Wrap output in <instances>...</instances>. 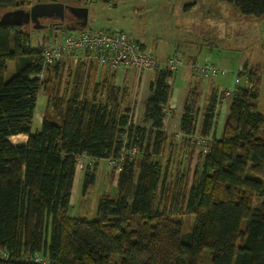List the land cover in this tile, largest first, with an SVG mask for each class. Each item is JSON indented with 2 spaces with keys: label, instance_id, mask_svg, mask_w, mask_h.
<instances>
[{
  "label": "trees",
  "instance_id": "trees-1",
  "mask_svg": "<svg viewBox=\"0 0 264 264\" xmlns=\"http://www.w3.org/2000/svg\"><path fill=\"white\" fill-rule=\"evenodd\" d=\"M219 1L233 3L244 15H264V0ZM26 2L34 0H0V14L28 8ZM13 59L16 71L5 80L6 61ZM65 63L44 66L26 29L0 24V254L8 255L0 264H112L114 257L117 264H202L206 251L211 264H264V200L254 205L255 198L264 199L259 71L243 64L245 71L238 73L243 83L233 88L222 134L212 139L186 188L178 173L166 182L160 160L173 72H158L149 85L144 123L134 125L118 88L97 102L80 99L76 71L63 79ZM37 73L42 77L32 76ZM40 88L48 93L47 111H52L32 131ZM196 108L192 90L181 118L188 135ZM211 109L209 104L203 116L204 136L212 126ZM18 134L27 135L24 143L11 142ZM123 134L125 145L137 144L140 153L126 156L119 172L111 170V177L117 173L116 198L102 196L93 220L69 215L77 155L95 157L96 166L99 159L119 154ZM93 181L86 172L83 189ZM179 214L195 216L191 232L182 233Z\"/></svg>",
  "mask_w": 264,
  "mask_h": 264
},
{
  "label": "rangeland",
  "instance_id": "rangeland-1",
  "mask_svg": "<svg viewBox=\"0 0 264 264\" xmlns=\"http://www.w3.org/2000/svg\"><path fill=\"white\" fill-rule=\"evenodd\" d=\"M65 1V4L72 6L82 4L79 0ZM87 7V24L90 28L126 33L132 40L145 45L157 57L160 66H163L167 57L177 55L182 59L186 51L196 53L200 46L212 49L206 52L227 68L235 66L238 70L242 68L243 72V64L246 63L243 61L246 60L261 75L258 109L264 113V15H244L233 3L219 0H96ZM41 23L46 27L33 28L28 25L26 28L31 48H35L38 39L49 32V22L42 19ZM169 53L171 54L167 56ZM202 54H205L204 51ZM15 71L16 60H7L4 79L8 80ZM225 75L217 78H224V85H234L232 80L235 79L236 73L229 72ZM242 83L243 79L239 77L237 84ZM47 95L41 88L37 92V107L33 119L34 116L37 120L41 119L44 113L50 114L52 111L51 107L50 111H47ZM262 136L264 137V133ZM10 140L18 144L25 141V138L12 137ZM106 160L99 159L98 165L91 167H87L85 163H77L80 172L74 174L69 215L93 220L96 218L97 206L102 196L116 198L117 175L111 177V169ZM160 160L163 162V158ZM179 160L181 159H177L174 154L172 163L168 162V181L175 170V162ZM88 171L94 175V181L84 190V175ZM263 200L255 198L254 205L257 206ZM177 218L182 223L183 234L192 231L195 222L193 214H179ZM117 263L118 257H114L112 264ZM202 264H211L209 251L204 252Z\"/></svg>",
  "mask_w": 264,
  "mask_h": 264
},
{
  "label": "crops",
  "instance_id": "crops-1",
  "mask_svg": "<svg viewBox=\"0 0 264 264\" xmlns=\"http://www.w3.org/2000/svg\"><path fill=\"white\" fill-rule=\"evenodd\" d=\"M84 5L87 6L86 4ZM86 26L89 27L88 24H86ZM80 27H82L81 24L76 23V29ZM46 36L47 35L45 33L38 39L36 47H38L39 42ZM141 46L146 48L143 44H141ZM206 50L209 52L212 49L200 46L196 53L186 51L185 55H183L182 59L184 58V65L174 71L172 78L168 81L170 84V95L168 102L163 108V130L167 140L161 154V159L163 158V162H166H161V164H165L163 167L164 172L166 171L164 174L166 182H173L178 173V175H182L183 181L187 182V188H189L192 182L195 170L200 168L204 158L203 155L200 154L198 148L194 146L191 136L193 134L201 135L203 116L209 104L212 105V126L209 133L205 135V137L209 139V143L211 145L212 139H218L221 136L223 125L229 111L231 97H220L218 90L223 88L233 90L239 79L237 73L238 69L235 66L227 68L225 65H221L218 62V59H214L210 56V53L206 52ZM203 51L205 54H202ZM170 54L171 53L167 56ZM208 57L212 58L213 62L219 67L220 72L217 75L208 78H204L199 74L193 73L190 66L191 62H193L196 58L200 61H204ZM65 62L64 68L62 69L63 79L64 77L66 78V75L70 70V79H72L76 71V85L78 83V94L80 99L85 98L87 100L97 102L99 99L101 100L102 98H107V90H110L111 88H118V97H121L122 95L125 97L123 105L129 109V113L127 114L131 123L134 125L144 123V106L146 99L150 94L149 85L156 79L158 72L162 69L161 66L144 72H123L119 69L111 68L106 64H101L94 54L81 50L73 53L72 56ZM243 62H246L248 67H252L246 60ZM229 72L234 74L236 73L235 79L233 78L232 80L234 85H232V83L230 85H224V78H217L220 75H222V77L226 76L225 74ZM71 83L72 82L69 84V90L72 86ZM192 90L196 96L197 108L193 112L195 128L193 133L188 135L181 130V118L184 112L187 96ZM43 93L45 94L44 90ZM41 121L42 118L37 120L34 116L32 131L39 129ZM12 137H22L27 139L26 134L13 135L10 139ZM24 142L25 141L22 143ZM174 154H176L177 159L181 160H179V162H175V170L171 176V180L168 181L167 176L170 177L168 172V166L170 165H168V162L172 163L171 160L173 159ZM76 172H80L78 166L75 167V173ZM114 174L117 175V173Z\"/></svg>",
  "mask_w": 264,
  "mask_h": 264
},
{
  "label": "built area",
  "instance_id": "built-area-1",
  "mask_svg": "<svg viewBox=\"0 0 264 264\" xmlns=\"http://www.w3.org/2000/svg\"><path fill=\"white\" fill-rule=\"evenodd\" d=\"M82 4H91L96 0H79ZM33 2H26V7H30ZM49 33L39 44L44 66H51L60 59L68 60L76 51H86L94 54L98 61L103 65L119 69L123 72L136 71L144 72L160 66L157 57L148 49L141 46L140 43L132 40L126 33L111 29L93 30L87 26L76 29V24L54 20L50 24ZM184 65L183 60L177 55L167 57L163 63L162 69L171 72L176 71ZM191 70L204 78L215 76L220 72L219 67L208 57L204 61L198 58L190 64ZM161 69V70H162ZM242 68L237 71L241 72ZM33 77H42V73L32 75ZM245 82H247L245 80ZM220 97H231L233 90H218ZM195 127V125H194ZM123 146L118 155H110L106 158L107 166L119 172L122 168L125 157L134 158L139 155L140 147L137 144L125 145L126 134L122 135ZM196 148L201 155L205 156L210 148L209 139L202 135L191 136ZM145 145V144H144ZM87 161V164H86ZM96 158L86 153H80L76 157V164H84L91 167L95 164ZM0 257L8 259L6 253H1ZM35 262L39 261L37 255L34 256Z\"/></svg>",
  "mask_w": 264,
  "mask_h": 264
},
{
  "label": "water",
  "instance_id": "water-1",
  "mask_svg": "<svg viewBox=\"0 0 264 264\" xmlns=\"http://www.w3.org/2000/svg\"><path fill=\"white\" fill-rule=\"evenodd\" d=\"M87 6H72L64 2H45L42 0H34L29 8H16L7 10L0 14V24L19 26L24 29L28 25L33 28H44L46 25L41 23L42 19L47 21L59 20L63 21L64 17H75L81 20V26L87 24Z\"/></svg>",
  "mask_w": 264,
  "mask_h": 264
},
{
  "label": "flooded vegetation",
  "instance_id": "flooded-vegetation-1",
  "mask_svg": "<svg viewBox=\"0 0 264 264\" xmlns=\"http://www.w3.org/2000/svg\"><path fill=\"white\" fill-rule=\"evenodd\" d=\"M79 6H85L84 4H82V5H79ZM56 21V20H55ZM64 22H69V23H72V24H76V23H79V24H81V20L80 19H78V18H75V17H64V20H63ZM49 23V25L50 24H52V23H54V20L53 21H48Z\"/></svg>",
  "mask_w": 264,
  "mask_h": 264
}]
</instances>
